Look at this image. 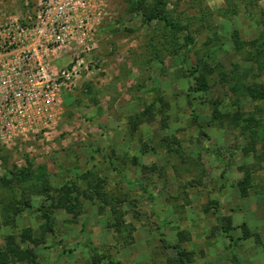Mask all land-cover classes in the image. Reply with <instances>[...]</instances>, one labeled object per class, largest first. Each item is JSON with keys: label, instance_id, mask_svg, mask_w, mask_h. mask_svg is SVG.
Instances as JSON below:
<instances>
[{"label": "rangeland", "instance_id": "rangeland-1", "mask_svg": "<svg viewBox=\"0 0 264 264\" xmlns=\"http://www.w3.org/2000/svg\"><path fill=\"white\" fill-rule=\"evenodd\" d=\"M139 2L151 19L88 0L90 75L46 128L0 134V208L22 202L18 170L74 206L28 183L31 208L0 212V264H264V0ZM40 4L0 0V31Z\"/></svg>", "mask_w": 264, "mask_h": 264}, {"label": "built area", "instance_id": "built-area-1", "mask_svg": "<svg viewBox=\"0 0 264 264\" xmlns=\"http://www.w3.org/2000/svg\"><path fill=\"white\" fill-rule=\"evenodd\" d=\"M87 2L44 0L31 27L0 31V134L46 128L60 98L90 75L98 22ZM62 52L69 61L58 66Z\"/></svg>", "mask_w": 264, "mask_h": 264}, {"label": "trees", "instance_id": "trees-1", "mask_svg": "<svg viewBox=\"0 0 264 264\" xmlns=\"http://www.w3.org/2000/svg\"><path fill=\"white\" fill-rule=\"evenodd\" d=\"M132 2L134 3L135 7L138 9V11L143 15V17L145 19H151L152 17L151 16H148L147 14H145L142 10V7H141V2H139V0H132ZM162 20H164L163 18H160ZM214 154H216L214 152ZM216 160L217 161H221V159L217 157V154H216ZM32 172V171H30ZM11 177L10 179L8 180H4L3 179V183H4V187L7 189V191H9L10 194H16V190H18V198L20 197V200L22 202H19L18 200H14L15 198L14 195L12 196L11 195V201L7 202L5 205L3 204V207L0 208V212L2 213L1 215V221L3 225L9 223V219L11 218V215H14L17 211H20L24 208H31V206L27 203L26 199H25V196L28 195L26 193V186L29 187V184L28 183H31V185H33V187H38L39 190L36 188V192H40V193H46L50 200L52 201V204L53 205H62L66 208V210H70L72 209L74 206H66L67 204L63 205L61 204V202H66L67 199H68V194L69 192H67V188L66 187H63V188H51L49 186H45V185H40L39 182H36V180H31L30 178V174L28 172H23L22 170H18V171H10L9 172ZM29 174V176H28ZM220 177H223V174L220 175ZM15 182V183H14ZM13 184H16L18 185V188H14ZM22 184L24 185V187L22 186ZM42 187V188H40ZM35 188H28L27 189V192L28 193H32ZM5 189V190H6ZM53 192L55 194H50V192ZM2 201V200H1ZM16 203L17 204H21L20 207L16 206ZM79 206H75V209L79 212ZM78 208V209H77ZM9 211V212H8ZM41 211V210H40ZM41 215L44 219H48V215H47V212L45 210H42L41 211ZM48 224H47V227H45V229L47 228L50 232L52 231L51 229V224L49 223V221H47ZM46 229V230H47ZM45 230V231H46ZM86 247L90 250H93V247H91L90 245L88 246L86 244ZM18 254V253H17ZM22 256H25L24 253H22ZM94 258L96 261H101L103 259H107L106 256H101V255H94ZM5 259L3 258L2 259V262L1 263H4ZM178 261H179V264H184L185 263V258H184V253L182 251H178ZM120 264V263H118Z\"/></svg>", "mask_w": 264, "mask_h": 264}, {"label": "water", "instance_id": "water-1", "mask_svg": "<svg viewBox=\"0 0 264 264\" xmlns=\"http://www.w3.org/2000/svg\"><path fill=\"white\" fill-rule=\"evenodd\" d=\"M71 98L66 97L65 102L68 103Z\"/></svg>", "mask_w": 264, "mask_h": 264}]
</instances>
